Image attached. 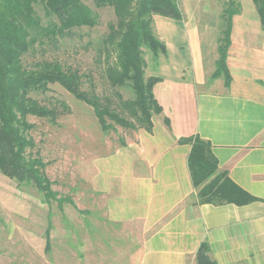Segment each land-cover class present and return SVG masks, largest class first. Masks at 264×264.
<instances>
[{
  "label": "rangeland",
  "instance_id": "obj_1",
  "mask_svg": "<svg viewBox=\"0 0 264 264\" xmlns=\"http://www.w3.org/2000/svg\"><path fill=\"white\" fill-rule=\"evenodd\" d=\"M83 1L97 14L98 24L73 29L60 39L59 45L47 46L45 51L38 48L34 57L57 58L79 69L88 75L83 78L85 89L89 88L90 77L97 92L111 97L117 105V93L124 99L132 98L134 93L129 87L112 88L105 76L103 39L109 24L116 21L114 9L98 8L94 0ZM224 1L180 0L181 19L155 16L156 33L171 52L160 56V65L165 64L162 71L154 67L151 52L143 48L146 77L163 74L166 78L164 83L156 85V98L172 109L171 115L164 114L173 119L174 129L183 127L185 134L192 125L189 121L179 125L178 117L185 108L183 114L192 116L194 112L193 94L197 85L194 82L190 86L193 84L190 81L199 73L201 53L197 52L201 48L195 45L196 37L201 38L209 59L216 56L213 47L221 32ZM236 1L241 7L247 4L246 0ZM38 12L44 14L41 7ZM34 57L27 55L25 62L31 63ZM181 75L186 81H180ZM50 86L39 98L42 103L55 106L58 117L53 121L48 117L28 116L33 124L29 135L34 147L28 149L27 155L41 157L52 195L46 198L35 184L19 181L0 170V264H139L143 242L141 223L108 219V197L95 185V169L99 157L138 138L142 129L114 124V128L105 132L91 106L58 83ZM163 116L154 118L157 137L162 136ZM117 159L116 155L108 157L106 166H111L108 162L115 166Z\"/></svg>",
  "mask_w": 264,
  "mask_h": 264
},
{
  "label": "crops",
  "instance_id": "obj_2",
  "mask_svg": "<svg viewBox=\"0 0 264 264\" xmlns=\"http://www.w3.org/2000/svg\"><path fill=\"white\" fill-rule=\"evenodd\" d=\"M246 3L233 17L226 59L229 85L224 75L213 76L218 40L216 56L209 59L196 37L201 53L199 73L190 81L197 85L194 112L183 114L185 108L178 117L181 126L190 122L189 132L174 129L173 119L164 114L171 115L172 109L160 103L163 112L155 115H164L162 136L155 135L154 115L152 132L141 128L138 138L96 162L95 185L108 197V219L141 223L139 264H195L203 242L217 264H264V29L253 1ZM160 76L157 84L166 81ZM187 137L209 142L217 173L258 199L246 204L199 202L189 166L192 143L183 141ZM114 155L115 166L108 162L107 167V158Z\"/></svg>",
  "mask_w": 264,
  "mask_h": 264
},
{
  "label": "trees",
  "instance_id": "obj_3",
  "mask_svg": "<svg viewBox=\"0 0 264 264\" xmlns=\"http://www.w3.org/2000/svg\"><path fill=\"white\" fill-rule=\"evenodd\" d=\"M179 1L94 0L98 8L112 7L116 16L103 39L105 76L112 88L129 87L134 93L128 99L117 93L119 101L114 105L111 97L97 92L90 77L87 78L89 88L83 87V78L88 75L79 69L65 65L57 58L34 57L38 48L45 51L47 46L59 45L60 39L73 29L97 25L98 16L89 5L83 0H0V170L19 181L35 184L46 198L52 195L41 157L27 155L28 149L34 147L29 135L33 124L28 116L48 117L53 121L58 117L59 110L42 103L39 98L50 90L51 84H60L78 100L91 106L105 132L114 128V124L152 132L153 116L163 112L154 92L162 77H146L147 61L143 48L151 52L154 67L158 69L160 56H168V50L165 41L156 33L155 16L181 19L183 12ZM252 1L264 29V0ZM38 7L43 9V15L38 12ZM240 10L238 1H224L213 76L224 75L227 85L231 79L226 59L233 17ZM27 55L34 57L31 63L25 62ZM164 120L170 125L168 117ZM183 141L192 143L189 166L194 186L199 189V202L246 204L258 199L227 176L217 173L218 162L209 142L199 137H187ZM195 259V264H217L206 242L199 246Z\"/></svg>",
  "mask_w": 264,
  "mask_h": 264
}]
</instances>
